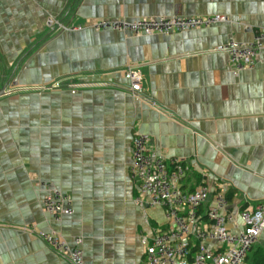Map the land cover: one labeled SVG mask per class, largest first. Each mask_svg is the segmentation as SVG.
<instances>
[{"label": "crops", "instance_id": "1", "mask_svg": "<svg viewBox=\"0 0 264 264\" xmlns=\"http://www.w3.org/2000/svg\"><path fill=\"white\" fill-rule=\"evenodd\" d=\"M214 15L229 21L149 36L47 24ZM263 29L264 0H0V264H70L40 233L82 238L87 264H143V237L168 222L132 175L136 132L189 167L185 190L223 187L239 233V213L264 205V63L236 72L215 49ZM130 65L148 100L129 92ZM55 189L73 201L60 220L42 206Z\"/></svg>", "mask_w": 264, "mask_h": 264}, {"label": "built area", "instance_id": "2", "mask_svg": "<svg viewBox=\"0 0 264 264\" xmlns=\"http://www.w3.org/2000/svg\"><path fill=\"white\" fill-rule=\"evenodd\" d=\"M228 21L224 15L173 16L144 17L135 21L125 18L97 19L84 26H71L49 17L47 24L62 32L87 28L149 36L207 28ZM215 51L226 53L236 72L253 68L258 63H264V29L257 32L251 42L241 43L231 39ZM125 78L135 100H148L144 95L143 74L139 67L130 65ZM52 87L58 88L59 83H54ZM132 150L131 172L138 182L141 195L147 198L148 204L163 207L168 222L167 228L160 230L152 240L143 237L146 245L143 264H245L247 255L264 233V205L242 210L239 216L243 228L235 233L227 227L228 223L234 221V215L229 212V201L223 187L217 189L214 197L205 185L192 191L185 190L183 182L189 167L176 158L171 160L169 167L165 157L151 148V139L147 134L135 133ZM138 201L141 206L145 205L140 199ZM210 203L212 205L207 208L206 217L202 218L201 210ZM72 205L71 197L57 189L42 199L44 211L56 220H60L63 215H72ZM26 230L34 231L30 227ZM39 237L70 264H87L82 238L77 237L68 242L56 233H40ZM208 243H213L214 248H210Z\"/></svg>", "mask_w": 264, "mask_h": 264}, {"label": "trees", "instance_id": "3", "mask_svg": "<svg viewBox=\"0 0 264 264\" xmlns=\"http://www.w3.org/2000/svg\"><path fill=\"white\" fill-rule=\"evenodd\" d=\"M254 250V247L251 249L250 252ZM250 252L247 255L245 263L247 264H264V248L257 249L253 255L250 256Z\"/></svg>", "mask_w": 264, "mask_h": 264}, {"label": "water", "instance_id": "4", "mask_svg": "<svg viewBox=\"0 0 264 264\" xmlns=\"http://www.w3.org/2000/svg\"><path fill=\"white\" fill-rule=\"evenodd\" d=\"M6 93H7V92H6V89L2 90V91L0 92V97H1V96H4Z\"/></svg>", "mask_w": 264, "mask_h": 264}]
</instances>
